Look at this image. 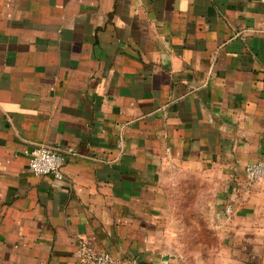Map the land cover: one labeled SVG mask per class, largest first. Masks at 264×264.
<instances>
[{
  "label": "crops",
  "instance_id": "crops-1",
  "mask_svg": "<svg viewBox=\"0 0 264 264\" xmlns=\"http://www.w3.org/2000/svg\"><path fill=\"white\" fill-rule=\"evenodd\" d=\"M257 161L264 0H0V264H264Z\"/></svg>",
  "mask_w": 264,
  "mask_h": 264
},
{
  "label": "built area",
  "instance_id": "built-area-1",
  "mask_svg": "<svg viewBox=\"0 0 264 264\" xmlns=\"http://www.w3.org/2000/svg\"><path fill=\"white\" fill-rule=\"evenodd\" d=\"M25 153L30 157L29 167L34 175H50L56 181L64 179L62 167L65 158L58 150L47 145H37L26 149ZM245 171L250 185L255 182H264V161L248 163ZM76 264H124V261L110 252L83 247Z\"/></svg>",
  "mask_w": 264,
  "mask_h": 264
}]
</instances>
